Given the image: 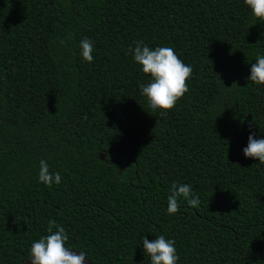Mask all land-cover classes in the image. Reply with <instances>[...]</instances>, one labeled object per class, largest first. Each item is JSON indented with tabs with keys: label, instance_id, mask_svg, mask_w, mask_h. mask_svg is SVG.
<instances>
[{
	"label": "trees",
	"instance_id": "16d2710c",
	"mask_svg": "<svg viewBox=\"0 0 264 264\" xmlns=\"http://www.w3.org/2000/svg\"><path fill=\"white\" fill-rule=\"evenodd\" d=\"M138 41L193 69L166 117L141 95ZM259 55L244 0H0V264H31L50 220L90 264H150L142 239L159 235L177 264H264V164L243 154L264 139ZM173 183L199 206L169 215Z\"/></svg>",
	"mask_w": 264,
	"mask_h": 264
},
{
	"label": "clouds",
	"instance_id": "9594fccd",
	"mask_svg": "<svg viewBox=\"0 0 264 264\" xmlns=\"http://www.w3.org/2000/svg\"><path fill=\"white\" fill-rule=\"evenodd\" d=\"M251 11L252 22H264V0H244ZM62 45L66 41H60ZM82 59L88 63L93 62V44L84 39L80 45ZM135 64L140 66L142 73L148 77L146 84L140 85L141 95L146 98L148 108L166 117L173 110L178 101L189 91L188 81L193 69L179 58L171 47H156L155 50L144 44L136 42L135 48H129ZM248 80L257 86H264V55H259L256 62L251 65ZM246 158L258 160L264 164V139H256L252 133L248 137L247 147L243 149ZM62 177L59 172L53 173L47 161H40L38 181L51 187L54 183L59 185ZM196 208L200 204V197L194 195L191 186L173 183L167 198V213L175 215L180 210V202ZM56 229L55 231L53 229ZM48 235L32 243L29 253L31 264H84L86 254L77 255L66 247L69 239L65 229L50 220L47 228ZM143 252L150 258V264H177L179 256L174 240H168L163 235L157 236L153 241L142 239Z\"/></svg>",
	"mask_w": 264,
	"mask_h": 264
},
{
	"label": "water",
	"instance_id": "95a60500",
	"mask_svg": "<svg viewBox=\"0 0 264 264\" xmlns=\"http://www.w3.org/2000/svg\"><path fill=\"white\" fill-rule=\"evenodd\" d=\"M100 160L101 161L104 160V157L102 155L100 156ZM76 254L79 255L78 253H76ZM84 264H90V263L85 259Z\"/></svg>",
	"mask_w": 264,
	"mask_h": 264
}]
</instances>
